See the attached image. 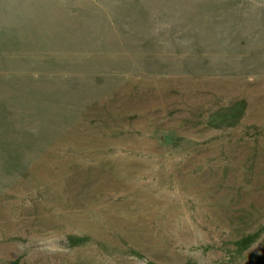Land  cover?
Returning a JSON list of instances; mask_svg holds the SVG:
<instances>
[{
    "label": "rangeland",
    "instance_id": "1",
    "mask_svg": "<svg viewBox=\"0 0 264 264\" xmlns=\"http://www.w3.org/2000/svg\"><path fill=\"white\" fill-rule=\"evenodd\" d=\"M0 264H264V0H0Z\"/></svg>",
    "mask_w": 264,
    "mask_h": 264
}]
</instances>
